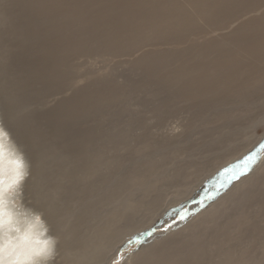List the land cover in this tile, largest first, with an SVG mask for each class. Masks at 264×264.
<instances>
[{"label": "bare ground", "instance_id": "bare-ground-1", "mask_svg": "<svg viewBox=\"0 0 264 264\" xmlns=\"http://www.w3.org/2000/svg\"><path fill=\"white\" fill-rule=\"evenodd\" d=\"M6 2V12L0 7V23L9 22L5 42L14 48H8L7 55L4 52L0 72L15 65L21 70L20 75L16 69L17 74L28 75L26 81L17 83L20 78L16 79L21 91L29 92L25 87L41 80L45 90L65 84L63 88L68 86L76 93L79 84L65 68L67 57L101 53L105 60L137 67L142 75L139 86L161 96L155 114L159 120L178 110L197 116L206 111L203 122L217 131L198 146L178 142L171 151L159 140L151 141L155 134H147L138 120L134 122L137 127L118 128L124 112L118 106L127 100V89L133 90L130 81L134 78L109 80L104 95L100 91L92 96L84 92L70 95L67 111L60 107L56 114L36 115L24 124L10 107L15 99L11 103L2 99L4 123L0 119V125L18 146L22 140L28 142V148L21 149L30 164L26 184L37 197L36 210L59 238V264H102L112 253L114 259L135 234L168 222L182 209L191 212L206 181L220 174L216 181L220 183L222 170L242 162L264 139L254 135L256 127H264V0ZM74 19L78 20L75 29ZM64 23L75 32H62ZM34 45L40 46L38 52H33ZM4 53L0 51V56ZM33 91L24 94L38 99ZM89 117L91 123L108 117L118 124L97 133L96 125L83 123ZM43 122L51 123L50 130L40 127ZM80 122L84 124L83 128L79 124L81 129L77 128ZM56 146L69 156L58 155ZM261 163L257 173L230 182L227 193L189 217L183 229L161 242L151 239L147 248L144 245L145 249L126 258L129 264H264ZM251 205L260 215L257 220L246 215L245 208ZM225 216L227 221L219 224ZM208 232L213 237L205 243Z\"/></svg>", "mask_w": 264, "mask_h": 264}, {"label": "rangeland", "instance_id": "rangeland-1", "mask_svg": "<svg viewBox=\"0 0 264 264\" xmlns=\"http://www.w3.org/2000/svg\"><path fill=\"white\" fill-rule=\"evenodd\" d=\"M1 1L2 2H0V7H1V9L4 12H6L7 7H8V4L6 2L7 0H1ZM13 19L15 20V17ZM77 19H79V18H77ZM77 21H76V19L72 20L71 25L73 24V27H74L75 24H76V26H77ZM68 24L69 23H66V24L64 23L62 25L63 27H62V30L61 31L62 32L67 31L66 32L67 34H73V31L74 30L72 28H71L72 30L69 27L66 28V26ZM0 25H1L0 26V42H1V40L4 42V43L3 42L0 43L1 44L0 45V51H1V53H4L5 52L6 55H7L8 50H9L8 48H10V46L5 41H6V37H8L7 34H9V31H10V25H9V22L8 21H3V22L0 23ZM76 26L74 27V29L76 28ZM1 32L2 33L5 32V34H2ZM77 35H79L80 38L82 39V37H81V35L79 33ZM86 38L87 37H84L83 40H85ZM1 46H2V48H1ZM36 46L35 45L33 46V48H32L33 52L34 51L38 52V49H40V46H37L39 48H37ZM3 47H4V50H3ZM13 48L14 47L11 46L10 50H13ZM5 53L4 54H1V56H0L1 63L4 61L3 55H5ZM87 56H90V57H86L85 55L84 56H80V57L68 56L67 57V61L65 62V68H67L68 69V72L71 73V78L72 79H76V81L79 84L78 85V90H77L76 93H75V91L68 89V86H65L63 88V86L65 84H61L62 86L61 85L52 86V90H45V88L47 86L41 80H39V81H37V83L34 82V85L32 83H29L31 85L30 86L28 85L27 87H25L31 93H32V91L35 88V90L33 91V94H38V96H39L38 99L36 97L37 101H36V99H34V100L28 99L25 96L24 92L25 93H29V92L23 91V89L21 91V88H18L19 87V84H17V83H20L21 80L26 81L27 78H29L28 75H23L22 74L23 77H21L20 76L21 75V70H20V68L18 66H15V65L14 66L16 68L14 66H12L11 67L12 69L10 67H6L7 70H8V72H7L6 69H3L6 72L5 71L3 72V70H2V72H0V79H1L0 82H2V83H0V119H1V123L2 124L4 123L3 122L4 120L2 118L3 111L1 109L2 108V102H3V101H1L2 99H5L6 102H7V100H9L7 103H9V102L11 103L12 102L11 100L15 99L12 102L13 105H10V107H11L12 110H14V111H16V112H18L20 114L19 115V118H18V121L20 123L24 124V123H27L28 121L32 120V118L33 117H36V115L38 116V115H41L43 113L44 114L47 113L48 115L56 114L58 108H60V107H64L65 108V111H67V108L66 107H67L68 104H70V99H72L71 96L73 97L76 94L77 95L78 94L79 95H82L83 92H84V93L90 94V95H87V96H92L91 95L92 92L95 95L96 92H99L100 91L104 95V93L106 92V88L108 87V81L109 80L111 82H112V80L113 81L116 80V82H123V81L126 82L127 79H129V81H130V80H132L134 78L133 79V82L130 81V84L133 83L132 85L134 86V88L131 85V87L133 88V90L130 91V89L129 90L127 89L128 93H129V96H128L127 100L124 101L125 103H121L118 106L119 108H123L124 109L122 118L118 122V123L121 122L122 124L118 128L130 127L131 124H132L133 127H137L138 125L136 123H134V122H135V120H138V121L141 122L142 125H144V126H141V127L142 128H145V132L147 134H149V131H150L152 135H154V134L156 135V136L155 135L153 136V139L151 141H157V140H159L160 143H163L162 144L163 147H165L167 150H171V151H175L176 150V144L178 142H179V144L182 143V145L183 144H186V143H190L193 146H198L204 140L209 139V137L211 135L214 136V134H217V131H215L214 129H213L214 131L211 130L212 128H214V126H212V124L209 125L207 122H203L204 119L207 118V115H208V114L204 113L206 111H203L202 112V115L197 116L195 114L194 115H188V114L183 113V112L180 113L179 110H178L174 114H171V116L170 115L169 116H166L168 114H164L161 117V120H159V118L156 117L155 114L158 113V110H159L158 105L161 102L160 101L161 100V96H158V95L156 96L154 94H151V93H149V91H147L144 88H142V87L139 86L140 85L139 82L141 80V77L140 76H142V75L139 73L140 71H138V69H137L136 66H134V68H133L132 65L119 63V60H117V59L116 60L112 59L114 61H112L111 59L105 60V59H103L101 53H97V54L95 53V54L87 55ZM50 57H51L52 60H54V57L53 56H50ZM77 58H78V60H77ZM1 63H0V65H1ZM16 69L18 71L20 70V72H19L20 75L17 74L18 72L16 71ZM60 69H61V67H60ZM9 70H11V73H10ZM135 72H136V74H135ZM5 76H7V77H5ZM10 76H12V77L9 78ZM14 76L16 78H14L12 80V82H11V79ZM18 77L20 78L19 80H18ZM25 77H27V78H25ZM7 78H9V79H7ZM4 79L5 80H8V81H6V83H3V82H5ZM16 79L18 80V82H17ZM10 82L13 83L14 85L13 84L11 85ZM135 82H137V85L135 84ZM5 84H6V87H8V88L5 87ZM92 84H93V86H91ZM9 88H11V89H9ZM12 88H14L15 91H11V90H13ZM1 90L3 91V93L5 95L2 93ZM88 90H90L91 92L88 91ZM72 92H74V93H72ZM6 96H8V97L6 98ZM10 97H11V99H9ZM22 99H26L24 102H26V101H28V102H26L25 105H24L22 103ZM35 101H36V103H35ZM39 101H41V103ZM142 102H143V104H142ZM76 103H77V101H76ZM140 103H141V105H138ZM14 104L19 105L18 108H22L23 106H25V108H24L23 111L21 109H19L17 111L18 108L15 107L17 105L14 106ZM27 104H28V106H27ZM34 104H36V105H34ZM20 106H22V107H20ZM26 106H27V108H26ZM107 108L108 107H105L104 110H109L110 109V108H108V109ZM128 109H129V111H128ZM35 110L37 111L38 114L36 113ZM53 110H54V112H53ZM20 111H22L23 113H20ZM30 112L32 113V115L30 114ZM111 112L112 111H107L106 113L110 114ZM195 117L196 118H199V119H196ZM24 119L27 120V121H25ZM89 119L91 120V118L89 117L88 119H86V121H83V123L86 122L87 123V124L85 123L86 126H88V122H89V125L90 124L96 125L97 126V131H96L97 133H99L98 130H102L104 132L105 129H107V130H109L110 128L112 129V128L115 127L114 125H117L118 124V123L115 122V120L113 121L112 118H111V120L110 119L107 120L108 117L100 118V119H98V122H97V120L92 121L94 123H91V121H88ZM44 122H43V124H41L40 127L42 129H44V130H47V129L50 130V124L51 123H48V122L47 123H44ZM175 122H176V124H175ZM165 123H166V125H165ZM172 123H173V125H172ZM79 124H80V127L82 125H84V124H82V122H80V123H78V125H77L78 127L77 128L81 129V128L84 127L83 126V127L80 128L79 127ZM21 126H20V129H23L24 128V125H21ZM101 126H103V127L101 128ZM182 129H183V131H182ZM208 130H210V133H208ZM204 131H206V132H204ZM136 133L139 134V133H141V131L138 130ZM254 135H255V137H258V139L259 138L260 139L261 138H264V127H256V129L254 130ZM261 136H263V137H261ZM11 138L13 139L12 136H11ZM196 141H197V143H196ZM259 143L260 144L258 146H256V148L252 152H250V154H248V156L255 154L256 159H255V162L254 163H252V164L249 165V169L250 170H249V172L246 175H239V178H232V173L231 172H229L230 175L229 174L228 175H225L226 171L233 170V169L236 170V174L238 175L239 172L242 171L243 169L242 168L237 169L236 166L237 165H243L245 159L242 162H240V163H236V164L230 166L227 170H222L221 178L222 177L223 178H222V180H221L220 183H216V181H218L220 179L219 178L220 174H218L216 176L217 179H215V178H212L211 179L210 178L208 181H206L207 182V184H206L207 186L205 187L206 189L204 190V193L202 195H200L199 199L195 200V202H194L195 205L192 207L191 212H189L190 210H188V209H182L180 212L177 211L176 212L177 214H175L174 216H172L171 220H169L168 222H166L164 224H161V225H152V227H150V228L148 227L149 229L147 228L148 230L146 229V230H143L144 232L138 233L139 235L138 234H135L136 236H132V239H130L127 242V245L121 247V249L117 252L116 257L114 259H113V257H111L113 255V253H112L111 256H107L103 260L102 264H109V262L111 264H120V263L121 264H124V263L125 264L126 263L129 264L130 263L129 261L132 258V256H134L139 251L140 248H141L140 250H143V248L145 249V247L146 246L148 247V245H150L151 243L156 242V241H160L161 242V240H163V238L165 239V237H167L169 234H173V233L179 231L180 229H183L184 226H186V224L189 222L188 221L186 223V220L189 217H191L193 215L196 216V214L204 211L205 208L208 207V204L210 203V201L211 200L212 201L215 200V198H217V196L220 197V195L221 196L222 195H225L227 193L228 188H229L228 186L230 185V182L232 184L234 181H238V180H240V179H242V178H244V177H246L248 175H253V174L257 173L259 171V169L261 168V164H263V163H261V161L262 162L264 161L263 160L264 152H261L260 151V146L261 145H264V139H261V141ZM21 144H22V146H19L20 149H22V150L25 151V149L28 148V142L26 140H22L21 141ZM131 144L132 145H135V142L134 143H131ZM54 149H55V151L57 152L58 155L61 154V156H66V155L69 156V152L68 151H62V150L58 151V146H56ZM133 150H134V148H132V151H130V152H133ZM155 158H156L155 160H159V156L158 157H155ZM258 164H259L260 167L259 168L258 167L255 168V166H258ZM227 176H229V177H227ZM224 177H227V178H224ZM226 180H228V181H226ZM29 182H30V180H29ZM209 193H210V195H209ZM25 196H26L27 200H29L31 202L32 206L35 208L36 207V198L37 197H36L35 193L32 192V190L29 189L28 184H25ZM201 201H203V202H201ZM194 208L196 209V211H194L195 210ZM253 208L254 207L252 205L249 206V207H247V208H245V211H247V213L246 212L245 213H246L247 216L248 215L249 216L251 215L250 217L252 219L257 220L260 217V215L254 213V209ZM198 210H200V211L198 212ZM227 216H229V215H227ZM227 216H225L223 219H221L219 221V224L221 223V225H222L224 223V221H227V219H228ZM180 217L182 218V220H181ZM183 217H186V218H183ZM176 221L179 224H181V222H183V223L180 226ZM190 232L191 231L189 230V233H188L189 235H190ZM160 234H162L161 237L159 236ZM209 234L210 233L208 232L207 236H205V238L207 237L206 240H204L205 243H207L210 240L209 238L213 237L211 234L210 235ZM205 238H203V239H205ZM151 239H152L153 242L150 243ZM144 245H145V247H144ZM249 248L250 247H247V249H249ZM56 255L58 256V254H56ZM126 258H130V259H128L129 261ZM55 259L57 260V258H55ZM56 260H54V261H56ZM59 263H60V261H58L56 264H59Z\"/></svg>", "mask_w": 264, "mask_h": 264}, {"label": "clouds", "instance_id": "clouds-1", "mask_svg": "<svg viewBox=\"0 0 264 264\" xmlns=\"http://www.w3.org/2000/svg\"><path fill=\"white\" fill-rule=\"evenodd\" d=\"M30 164L0 125V264H53L59 238L25 196Z\"/></svg>", "mask_w": 264, "mask_h": 264}, {"label": "snow or ice", "instance_id": "snow-or-ice-1", "mask_svg": "<svg viewBox=\"0 0 264 264\" xmlns=\"http://www.w3.org/2000/svg\"><path fill=\"white\" fill-rule=\"evenodd\" d=\"M260 151L264 152V145L260 146ZM255 159H256L255 154L249 155L248 157L245 158V161H244L243 165H237L236 166L237 169H240V168L243 169L242 171L239 172L238 175L236 174V170L235 169L226 171L225 175H228L229 172L232 173V178H239V175H246L249 172V170H250L249 169V165L254 163Z\"/></svg>", "mask_w": 264, "mask_h": 264}]
</instances>
